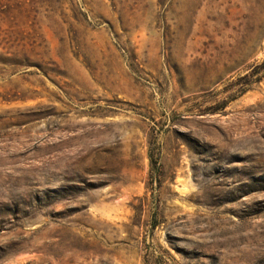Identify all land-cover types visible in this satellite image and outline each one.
<instances>
[{"label": "rangeland", "instance_id": "rangeland-1", "mask_svg": "<svg viewBox=\"0 0 264 264\" xmlns=\"http://www.w3.org/2000/svg\"><path fill=\"white\" fill-rule=\"evenodd\" d=\"M0 264H264V0H0Z\"/></svg>", "mask_w": 264, "mask_h": 264}, {"label": "trees", "instance_id": "trees-1", "mask_svg": "<svg viewBox=\"0 0 264 264\" xmlns=\"http://www.w3.org/2000/svg\"><path fill=\"white\" fill-rule=\"evenodd\" d=\"M151 162H152V159H151ZM155 162H157V161H155Z\"/></svg>", "mask_w": 264, "mask_h": 264}]
</instances>
